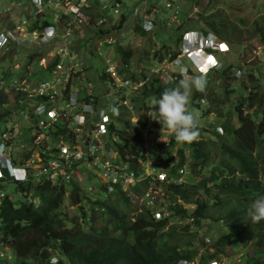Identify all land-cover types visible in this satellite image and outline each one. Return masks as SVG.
<instances>
[{
  "label": "trees",
  "instance_id": "1",
  "mask_svg": "<svg viewBox=\"0 0 264 264\" xmlns=\"http://www.w3.org/2000/svg\"><path fill=\"white\" fill-rule=\"evenodd\" d=\"M149 3L150 5L147 3L142 5L146 17L151 16L150 10L153 5L158 4V0H151ZM178 4L177 2L174 6V12H178L180 8ZM218 10L215 9L212 14L199 19H187L184 15L183 23L177 27L180 34L173 37L174 42L181 45L183 34L189 30L215 34L227 41L230 47V51L222 56L223 59L231 54L235 45L239 47L243 45L241 42L243 34H247L250 40L260 36L261 42L264 43L263 19L258 17L254 19L249 29L239 26L235 21L224 19L223 11ZM102 16L106 18L104 19L106 25V22L115 15L111 12L102 13ZM120 17V24L126 22L128 18L124 12ZM105 27L98 26L96 34L108 33L110 28L105 29ZM136 29L142 35L149 34L141 24H137ZM151 52V49H148L145 50L144 55L142 54L141 61L146 59L147 61L144 62L146 65L139 67L137 71L131 65L135 64L133 49L122 46L118 49L120 65L123 64L120 73L125 78L131 79L133 83L144 81L137 89H126L125 86L117 89L124 97L130 99L133 111L129 109L123 111L119 107L115 112L117 115L112 129L116 134L122 159L132 163L145 157L143 130L149 123L147 114L154 107L152 99L159 98L165 88L177 87L179 81L185 77L180 73H173L177 79H175L176 84H172L167 74L162 75L160 71L164 60L168 57L170 61L175 59L179 50L166 51L160 59H158L160 51H156L154 57H151ZM41 54L33 47L29 54L30 60L36 56L40 59ZM2 59L6 60L4 56ZM233 69L235 65L224 66L215 80L219 79L224 84L227 81L225 75L230 77L229 72ZM246 69L249 76L252 75L253 67L248 65ZM44 70L48 71V69ZM10 72L9 69L0 79V82L3 80L6 82L4 87L11 88L13 84L14 77H8ZM190 74L196 75L191 69ZM99 79L101 82H97L98 88L108 82L106 70L99 74ZM4 87L0 89L2 108L0 124L4 121V117L13 116V109L25 110L21 102L12 101L15 98L20 100L15 90L12 88L13 91L7 93ZM203 92L192 90L190 99L195 105L200 106L196 100L203 95ZM241 95L238 101H232L239 121L238 126L232 124L229 116L220 125L224 128L223 133L213 128L212 135L207 140H195L191 144L177 143L180 154L179 164L182 165L189 160L190 184L184 186L174 182L165 184L166 195L174 202L164 201L163 204H166L169 214L161 219L153 216L156 205L150 206L144 203L141 210L135 209L130 197L120 188L114 196H111L112 199L104 194L103 197L95 196L94 199L86 197L84 200L79 194V189L76 188V193L69 200L70 204L76 205L73 211L66 209L63 201L64 193L50 185L34 188L35 194L40 197L38 204L28 201L17 203L7 193L0 203V220L6 239L9 238L11 241L16 257L13 264H52L50 260L55 251L60 254L61 264H179L180 261L189 264L200 255V248L206 243L199 235L205 221L218 224L222 222L228 231L222 232L213 243L215 252H206L202 255L201 264L218 258V253L225 250L227 244H235L242 235L244 246L249 243L253 248V254L248 258L247 264H264V221L253 223L248 216L253 202L257 198L264 197V179H262L264 90ZM8 102L12 103L10 107H7ZM217 113L222 117L223 109L219 108ZM134 116L138 118L140 126L132 121ZM158 132L160 134L158 140H161V129ZM199 133L202 136L200 127ZM172 140L175 141L173 136ZM186 149H189V158ZM176 169L174 168L173 173H176ZM147 183L148 181L145 180L140 186H134L133 190L139 192L142 186L147 189L149 187ZM29 185L14 186L16 191H21L28 190ZM146 189L142 192L145 193ZM201 190L205 191L206 197L199 195L198 192ZM194 195L198 197L195 198ZM115 196L118 200H114ZM149 196L147 195L146 198ZM179 199L185 204H190L191 207H186L184 203L179 202ZM229 200L234 201L232 206H228ZM80 201L84 205H77ZM135 210L136 214L133 213ZM78 211H81V214H78ZM195 228L196 231L192 232ZM200 240L203 243L199 244ZM171 243L175 245L174 248L164 255L160 247ZM0 264L7 263L0 259Z\"/></svg>",
  "mask_w": 264,
  "mask_h": 264
},
{
  "label": "clouds",
  "instance_id": "2",
  "mask_svg": "<svg viewBox=\"0 0 264 264\" xmlns=\"http://www.w3.org/2000/svg\"><path fill=\"white\" fill-rule=\"evenodd\" d=\"M5 3H3V2ZM121 5H122V1ZM178 2V1H177ZM35 0H0V17L5 16L7 18V27H2L0 24V37L1 35L6 36L5 34L8 31L13 32L17 26H22L23 30H18L21 33V36H19L22 41H19L18 39L12 40L10 39L6 44H3L2 51L0 54V58L4 56L3 54H8L11 57V60H13L15 57L13 55L19 51V47L23 46L27 41L29 44H36L37 46L34 47L38 51L41 52V50H45V52H51L53 50V47L55 44H62V40L57 37L58 33L63 29V24L60 21H55L54 14L52 12V9L50 6H54L55 4L50 5L48 3V0H40L39 4H42V7L45 8V12L43 14H36L37 7L34 5ZM63 7L62 4H57L55 6ZM3 7V9H1ZM17 8L21 19L16 21L11 16V12L13 9ZM134 8L133 15L137 18V24H141L142 28L147 31L151 32L154 30L155 24L154 20L152 19V16L144 17L137 16L135 14ZM92 9H96L99 11V8H97L96 4L94 3V7ZM121 9V8H120ZM139 9V8H138ZM140 10V9H139ZM90 15H91V11ZM100 15H101V11ZM123 10L121 9L122 15ZM14 13V12H13ZM113 13V12H112ZM114 14V13H113ZM116 16V14H114ZM177 15V14H176ZM151 18L150 24L147 23V19ZM10 21V23H8ZM86 22V21H84ZM83 22H76V26L74 28V32L72 35H77V29ZM29 24V26H28ZM104 24V23H103ZM48 26H52L56 29L57 34L55 36V44L47 45L42 44L36 41L33 38L32 31L37 28H46ZM102 26V25H100ZM72 35L69 36V39L71 41V46L75 50V52L78 54L76 47L78 46L77 41L81 40V38H77L76 40L72 39ZM18 36V33H17ZM78 37V36H77ZM84 39V37H83ZM3 41V39H2ZM6 42V41H5ZM182 46L179 45V53L182 55H177V57L173 60L174 62L176 59L179 60L180 64L173 65L176 67V70L173 72H179V67H185L186 68V74L191 76L190 69L192 72L198 73L197 75H193L191 77H184L179 81V85L175 88H165L159 98H153L152 99V105L154 106L149 112H148V118L149 123L146 126V129L149 134V127L153 126L154 130L158 132L161 129L162 135L164 132L169 133L171 136L174 137L175 141L172 140V137L170 139V144L167 145V140H163L162 136L161 139L165 142L166 147H170L173 145V151L171 152V159L168 164H164L160 157L157 158H151V152L148 148L145 147L144 155L145 157H141L138 159V162L132 163V161L124 160L122 159L119 148L117 145V138L114 130L112 129V126L115 123L116 119V110L120 107L123 109H129L133 111V105L130 102V99L128 97H124L117 89L115 85V81L113 77L111 76L110 67L116 66V69L120 73L121 67L118 66V64L114 65V62L110 58L107 59L108 67L106 69L108 73V82L106 84H111L112 86L108 87L106 90H101V87L104 85H101L100 88H98V84L93 81L94 76L89 77L87 69V65L85 61L80 58L83 61L82 69L79 71L80 79L83 85H87L88 83H91L93 85V92L94 96L97 98H100L101 100H104L106 94L110 96L111 101H108V104H115L116 109L113 113H111V122L108 125L107 133L104 134L101 138L102 140V151L103 153H99L100 158L97 162H94L93 159L86 161H81L77 163V170L78 175L72 178L71 181H67L63 179L60 175H57L55 177H52L50 173H40L35 174L33 171V167L40 163V161H34L31 164L29 163L32 158L37 157V154L40 152L41 154H44L42 152V149H44V146H39L37 142L33 141V137H30V133L24 131V120L21 121L22 124V133L19 136L20 143L26 141V146L20 150L17 146H14L10 142L11 151L6 154V151H3V162L0 161V203H2L3 198L7 195L6 193V185L7 183H10L11 185L14 184H30L28 190H21L16 191L20 193L24 197L23 201L28 202H34L36 204L40 203V197L35 194V187L38 186H44V185H50L51 187H56L57 189L61 190L65 197H64V205L70 204V198L76 193V188L79 189V194L82 197V200L90 197L95 198L96 194L99 193L100 190H104L106 197H111V193L116 194V191H118V188L122 189L123 192H125L130 199H132V193L134 192L133 188L134 186H140L142 182L145 180L148 181L149 187L146 189V192H137L139 193V196L144 199L143 203L141 205H138L134 207L138 210L142 209V205L146 203L149 204V197L146 198L147 195H150V188L151 185L153 188L157 187L161 184H171L170 182H174L177 185H187L189 181L190 176H187V174L190 173L189 170V160L186 161L184 164L180 165V154L178 152L177 143H186L191 144L193 141L197 140L200 133H199V125H198V114L192 112L189 108L190 104V96L192 93V90L195 89L196 91L203 92L206 88L207 81L206 79L210 80V74L212 72H218L220 71V68L222 69L223 66V58L222 56L226 54V52L230 51V47L227 41L219 38L215 34H204L202 31L199 30H189L183 34V40L181 42ZM184 44V46H183ZM223 45V47H221ZM43 46L46 47L43 49ZM48 48V49H47ZM43 52L41 54L40 59L39 58H33L30 60L29 54L28 59L30 60L27 69L31 67V63L35 60H39L45 67L44 72L46 73V76L53 77L52 72L55 69V64L60 60V57H57L54 61L49 62L46 66L44 64L45 59L50 60V56L48 53V58L43 57ZM3 55V56H2ZM39 56V55H38ZM79 56V54H78ZM80 57V56H79ZM199 57V59L197 58ZM184 60L188 62L184 63ZM196 63H202V66L197 68ZM14 69H20L19 64L15 63L13 64ZM49 67H51L49 69ZM10 69V68H9ZM8 69V70H9ZM89 69V68H88ZM11 70V69H10ZM38 71H40V68H38ZM160 71L163 74H167L168 76V69L165 67H161ZM173 73L168 76L170 79V83L175 84L173 81L177 79V77L173 76ZM195 73V74H196ZM239 74L240 72L237 71ZM183 75L182 73H180ZM122 79H128L125 78V76L120 73ZM185 76V75H184ZM51 80L50 78H42L38 80H33V77H27L26 74H21L18 76L17 79H14L13 84L11 85V88L4 85L6 82L3 80L0 82L2 87H4V91L6 89V92L9 93L12 90V88L15 90L16 95L19 97L20 100L13 99L12 101H19L22 103V106L25 108V110H19L15 111L13 109V116L11 117H4L2 123H11L8 127H13L14 123L18 118H21V114L26 111L31 110V105L33 103H41L43 96L37 95L34 97H30L29 93L32 88H35L39 83ZM131 80V79H130ZM132 81V80H131ZM126 89H128L126 87ZM130 89V88H129ZM84 93H81L80 95V101H85L90 103V96L85 94V90H83ZM128 93V91H127ZM124 100H127V103H124ZM120 101L122 103L120 104ZM119 103V104H118ZM8 107L12 105L11 102H8ZM103 106H106V103H102ZM108 106V105H107ZM132 121L135 123V125L140 126V123L138 121V118L134 116L132 118ZM156 121V122H154ZM162 126V127H160ZM220 126V125H218ZM63 131L60 134H53L50 133L49 137L45 139L49 143V145H52V141H60V135L67 133L68 128L66 126H62ZM221 127H217L216 129L219 130ZM223 128V127H222ZM145 129V130H146ZM143 130V136H144V142L146 141V136L148 135L146 131ZM224 128L222 129L221 133H223ZM5 131V128L0 131V134ZM220 132V131H219ZM79 140H81L79 137H77ZM201 138V137H200ZM168 139V140H169ZM82 141V140H81ZM83 142V141H82ZM86 146V148L90 145L89 143L83 142ZM52 147V146H51ZM54 150H58L56 147H52ZM176 154V155H174ZM186 155L190 156L189 151H186ZM94 158V157H93ZM104 159H109L112 161V164L117 165L118 167H125L127 166L130 170L134 171L137 176H139L140 180L128 185V190H125L122 186H124V182L120 181L117 183H112L110 180L104 175V168L102 162ZM151 167V171H147V167ZM174 168L176 169V173H173ZM89 170V175L87 176V180H95L97 179L96 183L93 184H83L82 183V177H80V174L84 171ZM183 170V171H181ZM189 172V173H188ZM163 173L165 176L164 178L160 177V174ZM71 185L72 189L70 193L67 192V187ZM97 188V189H96ZM111 188L113 192H111ZM87 192V193H86ZM136 192V191H135ZM2 193H4L2 195ZM10 197L14 200L13 194H9ZM81 200V201H82ZM79 202V206H81L82 202ZM84 205V203L82 204ZM90 204H88L89 206ZM156 205L155 202L153 206ZM166 205V204H165ZM151 206V205H150ZM87 209V208H86ZM70 211H73V209H70ZM91 213V210H90ZM89 213V214H90ZM136 214V210L133 212ZM160 213V216L157 214ZM169 212L166 210V206L161 211H156L153 213V216L157 219H161L164 217V215H168ZM248 216L250 217L251 221L253 223H259L261 221H264V197L257 198L252 206L251 209L248 212ZM3 224L0 220V259L5 260L7 264H13L15 261V255L13 252V248L11 245V241L9 238L6 239V233L2 229ZM208 245V243H207ZM203 254H206L205 247L200 248V255L194 259L191 260L189 264H194L198 262V264H201L200 259ZM222 255V254H221ZM12 257L14 258V261H12ZM60 254L55 251L54 255L51 257L50 262L52 264H61L60 263ZM179 264H187L186 261H180ZM206 264H241L240 259L238 260L236 258H229L228 256H225L221 259L220 256L215 259H211L207 261ZM247 264V261L246 263Z\"/></svg>",
  "mask_w": 264,
  "mask_h": 264
},
{
  "label": "rangeland",
  "instance_id": "3",
  "mask_svg": "<svg viewBox=\"0 0 264 264\" xmlns=\"http://www.w3.org/2000/svg\"><path fill=\"white\" fill-rule=\"evenodd\" d=\"M150 1L151 0H122L121 9L128 16L126 22L120 24L121 12L116 14V16L112 17L106 22V25L101 24V27L106 26L105 29L110 28L108 33L103 35L96 34L98 26H100V12L96 9H92L90 15L91 17L88 18L86 22L81 23L79 28L76 30L77 35H72L73 40H76L79 37L81 38V40L77 41L78 46L76 47V50L80 58H82L87 65L86 71H88L87 73H89V77L91 78V76H94L92 78L95 83L101 82V80L99 79V74L103 73L107 69L108 63L106 61L108 58H110L112 62H114V65L118 64L119 67L123 65H120V58L118 54V49L120 46L124 48L131 47L133 49L135 64L131 65L135 67L137 71H139V67L146 65L144 63L147 61L146 59H144V61H141L142 54L144 55L145 50L151 49V57H154V53L156 51H160L158 59H160V56L164 55L166 51L172 52L174 50H178L179 45L174 42L173 37L177 36V34H180L177 27L178 25L183 23V19L185 17L187 19H199L202 16L209 15L210 13L212 14L213 10L219 9L218 11H223L222 15L224 19H230L231 21H235V23L239 26L248 27L249 29L251 28V24L253 23L254 19H256L257 17L264 20V0H177L179 3L178 7H180L178 8V12H174L175 7H170L167 5V0H164L165 4L163 0H158V4L153 5L150 10L152 19H155L156 23L154 30L148 32L149 34L147 35H142L141 32L136 29L137 18L133 15V11L135 7L143 10L142 5L145 3H147V5H150ZM165 6H167L169 9H167ZM1 9H3V7ZM18 15V9H13V11L11 12L12 18L18 21L22 18ZM110 22H112V24H109ZM150 22L151 18H148L147 23L150 24ZM8 23H10V21H8ZM0 24L2 27H7L11 23L7 25V18L5 16H1ZM241 42L243 44L241 47L235 45L231 54L226 55L222 60L223 66L225 67L230 64L235 65V69H233L232 71L230 70L229 72L230 77L225 75L227 81L222 84L221 80H215V78L219 76V72L218 70H216V72H212V74H210V80L206 79L207 84L203 95H201L196 100L197 103L199 102L200 106H197V104L195 105L194 102L190 99L189 108L192 112L198 114V125L202 131V136L199 135L196 141H199L201 139L207 140L208 137L212 135L213 128L221 127L218 125H222V123L229 116L231 118L230 120L232 121V124L238 126L239 121L237 113L234 112L232 101H238L239 97H241V94L243 93L248 94L251 91L257 92L261 89L264 90V43L261 42L260 36H257L256 38L250 40L247 34H243ZM33 46L36 47L37 45L29 44L27 41L23 46L19 47V51L16 53V55H13V57H15L13 60H11V57L8 54H3L6 60L0 58V79L3 77L4 73L8 72L9 68L11 69V72L8 74V77L12 76L14 77V79H17L21 74H26L27 77H33V80H38L45 77L48 79H53V77L46 76V73L44 72L45 67L39 60L33 61L31 63V67L27 69V65L29 63L27 55L30 53ZM44 48L46 47L43 46V49ZM41 53H43L42 50ZM48 53L49 52H45L43 54V57L48 58ZM179 54L182 55L181 53ZM35 58H37V56ZM138 59L140 61H138ZM138 62L143 63L138 64ZM15 63H18L20 67V69H16V71L13 70V64ZM173 63H175V65L180 64L178 59L172 62L170 61L169 57L166 58L162 63V65L165 64L166 68L169 70L168 76L176 70V67L173 65ZM184 63L188 64V62L185 60ZM239 64L241 66H239ZM162 65L160 66V68L162 67ZM248 65L253 67V71L251 72L252 75L250 76L249 72L246 69V66ZM178 67L179 72L185 75V77L192 76H190L188 72L186 74L185 67ZM38 68H40V71H38ZM237 71H239L240 73L238 74ZM197 74L198 73H196V75ZM95 75L97 76L95 77ZM164 77L166 78V75H164ZM173 82L176 84V81ZM106 84L107 83H105L104 86L101 87V90H106L108 89V87L112 86L111 84L106 86ZM0 89H2L1 84ZM8 106L9 104H7V107ZM219 108L223 109L222 117L217 113V110ZM0 110H2L1 106ZM149 119H151V117ZM10 125V122L1 123L0 131L4 128L5 130L11 129L12 127H8ZM29 128V122L24 120V131L28 132ZM222 129L223 128L221 127L218 131H220L221 133ZM15 130H18V127H15ZM62 131L63 128L59 125L58 127L53 128L51 133L60 134L62 133ZM161 136L163 140H168L172 137L167 132H164V134H161ZM159 138V132H156L154 130V127L150 126L149 134L146 136L144 146L150 150L151 158L160 157L163 163L166 165L171 159L173 145H171L170 147H166L165 142L162 139L158 140ZM9 140L20 150H22L27 144L26 141L20 143L19 139L15 136L10 137ZM43 141H45V139ZM159 142H162L163 144ZM58 145V141H52V147L59 148ZM186 150L187 152L189 151V149ZM147 171H151L150 166L147 167ZM86 175H89V170H86L80 174L83 184H93L97 182V179L86 181ZM190 175L191 173L187 174V176ZM262 179H264V170L262 172ZM187 181H189L188 183L190 184V180L187 179ZM122 187L125 190H128V186ZM71 189L72 186L69 185L67 187V192L70 193ZM143 189L144 187L142 186L138 191L141 192L143 191ZM5 190L6 193L13 194L14 201H16L17 203L23 201L24 197L20 195V193L16 192L14 184H7ZM165 190L166 186L164 184H157V187L153 188V190L150 191V195L152 196V199L157 206V211H161L165 208L166 205L163 204L164 201L166 203L174 202L171 197L166 195ZM111 192H113L112 189ZM204 192L205 191L201 190L198 193L200 196L206 197ZM104 194V190H100L99 193L96 194V197H103ZM111 195L114 196L115 194L111 193ZM194 197L196 198L198 197V195H194ZM113 198L114 200H118L117 196ZM110 199H112V197ZM131 201L134 207H136L138 205H141L144 199L139 196V193L134 191L132 193ZM229 201L230 204L228 206H232L234 204V201ZM179 202L184 203L181 199H179ZM185 206L191 207V205L187 203L185 204ZM65 207L68 211H70V209H76L75 204H66ZM78 214H81V211H78ZM223 224L224 223L222 222L218 224L213 221H209L207 223L205 221L204 224H202V232H199V235L204 238V242L208 243V245H206L205 243L201 246V248L205 247L206 252H215L213 243L217 240V238L220 237L222 232L225 233L228 231V229H226V226ZM195 231L196 228L192 230V232ZM243 238L244 236L242 235L239 239L240 242L238 241L235 244H227L225 250L220 251L218 253V256H220L221 259L225 256H228L229 258L237 257L238 260L240 259L241 264H245L248 258L253 254V248H251L252 245L249 243L244 246V242H242ZM203 241L200 240L199 244L203 243ZM174 246L175 245H173V243L162 245L160 247V250L164 255H167L174 248ZM12 261H14L13 257ZM194 264H198V262Z\"/></svg>",
  "mask_w": 264,
  "mask_h": 264
},
{
  "label": "built area",
  "instance_id": "4",
  "mask_svg": "<svg viewBox=\"0 0 264 264\" xmlns=\"http://www.w3.org/2000/svg\"><path fill=\"white\" fill-rule=\"evenodd\" d=\"M39 2L40 0H35L34 4L37 7L35 11L37 15L45 12V8ZM166 2L168 6L174 7L177 0H167ZM48 3L50 5H63V7L50 6L55 21H60L63 24V29L57 35L62 40V44H55V36L58 31L52 26L34 29L32 34L38 43L55 44L53 50L49 52L50 60L45 59L44 61L45 66L57 57H60V60L55 64V69L52 72L53 79L43 81L30 90V97L41 95L43 96L42 102L33 103L30 107L31 110L23 112L21 118L16 120L11 129L0 134V161L3 162V151H6V154L11 151L9 138L14 136L20 138L23 127L21 121L26 120L30 126V137H33V141L37 142L39 146H44L42 149L44 154L39 152L37 157L32 158L29 162L31 164L41 160L39 164L33 167L35 174L50 173L52 177L60 175L63 179L71 181L73 177L78 175V162H87L91 159L97 162L99 160V153H103L101 138L107 133L108 125L111 122L110 115L116 109V105L108 104L111 98L107 94L104 100L94 96L91 83L82 84L79 71L82 69L83 61L71 46L69 36L73 34L77 21L84 22L91 17L89 11L94 7V3L101 11V25L106 19L102 13H120L121 2L117 0H48ZM135 14L145 17V9L136 8ZM17 29L23 30V27L19 25L13 32L8 31L6 36L1 35L0 54L3 44H6L10 39L22 41L19 37L21 33ZM162 67L165 68L166 65L163 64ZM109 70L117 88L125 86L128 89H137L144 83V81L133 83L130 79H122L116 66L110 67ZM83 90H85L84 96H90V103L80 101V95L84 93ZM100 101L106 103V106H103ZM121 103L122 101H120ZM124 103H127V100H124ZM59 125L66 126L68 131L60 135L59 148L56 151L47 141L43 140L47 139L52 129ZM15 127H18V130H15ZM145 131L148 134L147 129ZM77 137L90 145L86 148L85 144ZM167 141V145H169L170 139ZM102 162H104L102 165L104 175L112 183L123 181L124 186H128L140 180L139 176L127 166L118 167L114 163L112 164L109 159H104ZM164 176L163 173L160 174L161 178ZM151 190H153L152 185ZM149 198V204L153 205L152 196L150 195ZM157 215L160 216V213Z\"/></svg>",
  "mask_w": 264,
  "mask_h": 264
},
{
  "label": "bare ground",
  "instance_id": "5",
  "mask_svg": "<svg viewBox=\"0 0 264 264\" xmlns=\"http://www.w3.org/2000/svg\"><path fill=\"white\" fill-rule=\"evenodd\" d=\"M198 58V57H197ZM199 59V58H198ZM197 68H199L200 66H202V63H195Z\"/></svg>",
  "mask_w": 264,
  "mask_h": 264
},
{
  "label": "snow or ice",
  "instance_id": "6",
  "mask_svg": "<svg viewBox=\"0 0 264 264\" xmlns=\"http://www.w3.org/2000/svg\"><path fill=\"white\" fill-rule=\"evenodd\" d=\"M221 47H223V45Z\"/></svg>",
  "mask_w": 264,
  "mask_h": 264
},
{
  "label": "crops",
  "instance_id": "7",
  "mask_svg": "<svg viewBox=\"0 0 264 264\" xmlns=\"http://www.w3.org/2000/svg\"><path fill=\"white\" fill-rule=\"evenodd\" d=\"M199 58V57H198Z\"/></svg>",
  "mask_w": 264,
  "mask_h": 264
}]
</instances>
